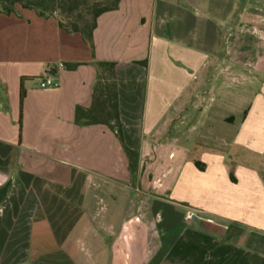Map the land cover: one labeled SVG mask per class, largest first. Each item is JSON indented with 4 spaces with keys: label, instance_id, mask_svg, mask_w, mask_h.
I'll list each match as a JSON object with an SVG mask.
<instances>
[{
    "label": "crops",
    "instance_id": "1",
    "mask_svg": "<svg viewBox=\"0 0 264 264\" xmlns=\"http://www.w3.org/2000/svg\"><path fill=\"white\" fill-rule=\"evenodd\" d=\"M251 34L264 42V0H120L92 45L57 15L1 12L0 264H29L21 249L37 264H264V45L251 60L222 48ZM101 63L119 123H78ZM250 80L252 100L214 98Z\"/></svg>",
    "mask_w": 264,
    "mask_h": 264
},
{
    "label": "trees",
    "instance_id": "2",
    "mask_svg": "<svg viewBox=\"0 0 264 264\" xmlns=\"http://www.w3.org/2000/svg\"><path fill=\"white\" fill-rule=\"evenodd\" d=\"M86 0H0V13H12L16 9V5L20 4L24 8L35 9L41 16H52L57 15L59 19V24L62 28L66 29L69 32L80 33L83 35L86 42L92 45L93 33L97 27V19L100 15L105 12L112 11L118 8L120 0H113L112 4H92L89 5L86 12H78L80 8L86 5ZM60 11V16L56 13ZM66 14V20L68 23H65L61 17ZM88 16V18H86ZM101 67L106 68L109 71V77H105L104 84L100 82V85L97 86L95 90V104L91 110H77V122H84L87 124L102 123L99 119L100 114L105 113L108 116L114 118L119 123V112H118V101L116 93V82H115V73H114V64L101 63ZM111 82V88L113 90V115H109L108 105L109 102V84ZM107 84V85H106ZM25 98V91L22 89L21 94V105L23 104ZM109 121H105L107 123ZM118 133L120 138L123 140V135L120 127H118ZM129 158L134 159V153L130 150H127ZM133 166V164H132ZM200 169H203V166L197 164ZM234 179V178H233Z\"/></svg>",
    "mask_w": 264,
    "mask_h": 264
},
{
    "label": "rangeland",
    "instance_id": "3",
    "mask_svg": "<svg viewBox=\"0 0 264 264\" xmlns=\"http://www.w3.org/2000/svg\"><path fill=\"white\" fill-rule=\"evenodd\" d=\"M112 2H113V0H86V2H85L86 5L82 6L80 8V10L76 12V14L78 12L85 13L89 5H92V4H108V5H110V4H112ZM56 13L59 16L61 14V12L59 10ZM61 18L63 20H65V23H68L66 20V14H64ZM86 18H88V16H86ZM259 38H260V36H254V34H251L245 40L238 41L239 37L237 35H235V39L226 38L222 42V48H223V51L225 49H231L235 54L237 53V51L238 52H245L248 55V58L242 57L243 60L244 59L245 60L246 59L251 60V59H253L252 55H256V53H258V51L260 52L263 48L264 42L262 40H260ZM252 75L253 74L250 72V76H252ZM254 76H255V74H254ZM262 76H263V74H262ZM251 83H252L251 80H250V83H245V87L246 86L250 87L248 89H241L242 88V87H240L242 85L241 82H235V86L233 89L222 88V89L214 90V98H216L217 100H252L254 94H256L260 90L257 89V86H254ZM206 99L211 100V97L208 98V96H207ZM164 157H165L164 163L166 164V159L168 158V153L165 154ZM164 210H165V213H164L165 225H163V227L167 228L169 230L170 235L175 236V234L178 231L177 217L173 216L171 213H168L169 210H167L166 208H164ZM166 225L167 226L169 225V227H166ZM48 236H49L48 233L44 234V237L47 240H48ZM36 237H38V234H36ZM21 251H22V253L20 252V256H22V257H20V259L22 261L25 260V262H28L29 264H37V262L34 259L32 262L31 254H32L33 250L30 249V251H29L28 249H21ZM8 252H9V250H8ZM22 264H26V263H22Z\"/></svg>",
    "mask_w": 264,
    "mask_h": 264
},
{
    "label": "built area",
    "instance_id": "4",
    "mask_svg": "<svg viewBox=\"0 0 264 264\" xmlns=\"http://www.w3.org/2000/svg\"><path fill=\"white\" fill-rule=\"evenodd\" d=\"M39 86L41 89H58L60 84L53 77L47 76L39 81ZM193 217L194 214L192 212L187 214V219H192Z\"/></svg>",
    "mask_w": 264,
    "mask_h": 264
}]
</instances>
